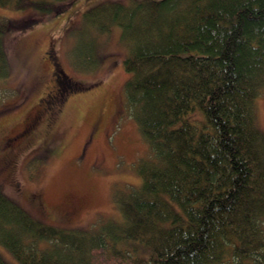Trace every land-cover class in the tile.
<instances>
[{
  "label": "trees",
  "instance_id": "1",
  "mask_svg": "<svg viewBox=\"0 0 264 264\" xmlns=\"http://www.w3.org/2000/svg\"><path fill=\"white\" fill-rule=\"evenodd\" d=\"M33 3L39 2L0 0L13 9ZM33 18L11 23L22 30ZM82 26L94 47V55L92 49L80 56L82 69L96 66L87 63L98 56V37L113 26L127 46L125 108L149 146L138 161L141 180L114 190L119 220L88 228L50 223L0 184V243L18 264H102V251L114 258L105 264H264V129L257 108L264 0L95 1ZM8 72L0 44V80ZM54 74L57 86L45 96L53 109L98 83L82 84L58 67ZM94 95L75 101L82 116L93 114V136L110 114L107 99L90 102ZM13 154V147L0 152L7 161ZM0 264H11L1 251Z\"/></svg>",
  "mask_w": 264,
  "mask_h": 264
},
{
  "label": "rangeland",
  "instance_id": "2",
  "mask_svg": "<svg viewBox=\"0 0 264 264\" xmlns=\"http://www.w3.org/2000/svg\"><path fill=\"white\" fill-rule=\"evenodd\" d=\"M95 1L102 0H37L38 4L17 9L0 5V44L9 60L8 75L0 80V116L9 106L11 110L6 113L10 117L0 118V127L6 126L12 132L22 127L20 121L28 113L21 100L25 94L31 97L41 90L42 83L36 76L43 74L45 66L44 74L50 70L48 60L45 65L39 61L47 42L52 45L50 55L56 66L70 78L82 84L98 82L76 95L80 100L95 94L90 102L107 99L110 103V114L94 136L90 129L93 114L87 112L84 117L70 107L42 158L32 154L33 148H25V143L0 145L2 153L14 148V159L7 161L0 155L4 191L34 215L62 226L88 228L108 219L119 220L121 211L114 190L139 184L138 161L149 154L135 118L125 108L124 85L131 72L124 66L127 46L120 39V28L113 26L98 37L97 62L93 57L87 63L95 67L82 69L80 65L83 53L93 49L94 55L89 40L93 36L82 21L84 11ZM25 16L34 17L32 25L14 29L16 22L11 21ZM257 108L264 129V91L258 97ZM30 194L36 195L38 204L30 200ZM0 251L11 264H18L1 243ZM100 257L102 264L114 259H107L104 251Z\"/></svg>",
  "mask_w": 264,
  "mask_h": 264
},
{
  "label": "flooded vegetation",
  "instance_id": "3",
  "mask_svg": "<svg viewBox=\"0 0 264 264\" xmlns=\"http://www.w3.org/2000/svg\"><path fill=\"white\" fill-rule=\"evenodd\" d=\"M51 48L52 45L50 44V42L44 43L41 48L42 55L40 54L39 61H44L45 65V61L48 60L50 63V70L46 74H44V71L46 69L45 66L43 74L36 76V78L39 79L40 83H42L41 90L31 97H29L28 94H25V98H23V101H25L24 107L27 110L28 116H25L20 121L22 127L17 131V133H10L11 130L6 126L0 127V132L1 130L6 131V133L0 134V141L3 138H5L6 141L14 140V143H24L25 141H27L28 143L25 142V144L29 145L31 149L33 148L32 154L40 151V145L48 146V144L51 142L49 140H51L53 134L57 131L56 127L59 126L61 120L66 114V109L68 107L77 109V102H75L76 100L79 102H83L79 99L78 96L75 95L73 96L75 98H65L63 103H61L62 101H57L56 103H54V109L52 107L49 108L46 105V92L52 89L53 86H57V79L54 74L57 66L52 59V56L50 55ZM59 104H61V108H63V110H60L61 112L56 111V107ZM91 122H93V116L90 120V123ZM90 129L91 131L94 129L93 123L90 124ZM29 196H31L30 198L32 201L38 200V198L34 194Z\"/></svg>",
  "mask_w": 264,
  "mask_h": 264
}]
</instances>
